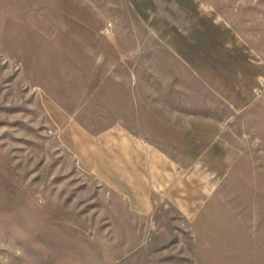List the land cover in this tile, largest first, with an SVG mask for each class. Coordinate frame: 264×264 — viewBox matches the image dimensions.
Listing matches in <instances>:
<instances>
[{
  "label": "rangeland",
  "instance_id": "374dc122",
  "mask_svg": "<svg viewBox=\"0 0 264 264\" xmlns=\"http://www.w3.org/2000/svg\"><path fill=\"white\" fill-rule=\"evenodd\" d=\"M0 264H264V0H0Z\"/></svg>",
  "mask_w": 264,
  "mask_h": 264
}]
</instances>
